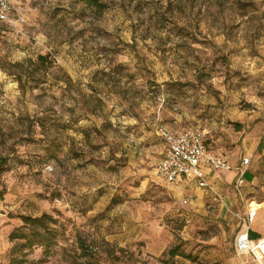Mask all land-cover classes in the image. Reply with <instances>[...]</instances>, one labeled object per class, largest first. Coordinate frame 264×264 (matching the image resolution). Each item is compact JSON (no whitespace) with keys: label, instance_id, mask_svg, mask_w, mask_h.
<instances>
[{"label":"rangeland","instance_id":"rangeland-1","mask_svg":"<svg viewBox=\"0 0 264 264\" xmlns=\"http://www.w3.org/2000/svg\"><path fill=\"white\" fill-rule=\"evenodd\" d=\"M14 2L22 34L0 23V264L235 259L233 214L264 226V0ZM160 127L201 132L231 166L248 158L243 197L223 172L213 190L162 181ZM43 214L46 246L10 240Z\"/></svg>","mask_w":264,"mask_h":264},{"label":"built area","instance_id":"built-area-1","mask_svg":"<svg viewBox=\"0 0 264 264\" xmlns=\"http://www.w3.org/2000/svg\"><path fill=\"white\" fill-rule=\"evenodd\" d=\"M0 23L18 35L22 34L20 28L25 24V16L14 0H0ZM158 136L164 144V153L157 166V175L166 184L180 186L184 182H195L201 190H213L209 173L234 172L233 191L237 197H243L245 175L250 165L248 158H243L238 166H231L225 158L208 151L203 134L196 130L174 133L160 127ZM257 213L249 208L244 213L233 214L240 224L233 239V252L238 259L247 255L261 263L264 260V240L251 237Z\"/></svg>","mask_w":264,"mask_h":264},{"label":"trees","instance_id":"trees-1","mask_svg":"<svg viewBox=\"0 0 264 264\" xmlns=\"http://www.w3.org/2000/svg\"><path fill=\"white\" fill-rule=\"evenodd\" d=\"M86 4H88L89 6H97L98 2L97 0H85ZM48 62V59L46 56H39L37 58V60L33 63V65L36 68H40L42 70V73H45V67L46 64ZM9 75H14L12 73H10ZM17 81L19 83V85L22 87V75L21 74H17ZM6 164V161H3L0 164V168ZM23 221V227L22 228H26L29 227L31 229V233L28 235L27 233L23 232V229H17L11 236H10V240L11 241H26L25 245L27 247H34L37 245H41V246H46L48 241H49V236L51 235V232L49 230L48 223H50L52 220L49 216H47L46 214H43L42 216L38 217V218H29V217H23L22 218ZM251 237L252 238H257L258 236L254 233H251ZM169 256L170 258H175L177 256H179L178 252L176 249H172L169 251ZM165 264H169L168 262ZM202 264V263H199ZM213 264H218V263H213Z\"/></svg>","mask_w":264,"mask_h":264},{"label":"crops","instance_id":"crops-1","mask_svg":"<svg viewBox=\"0 0 264 264\" xmlns=\"http://www.w3.org/2000/svg\"><path fill=\"white\" fill-rule=\"evenodd\" d=\"M207 173H209L208 170H207ZM209 174H210L209 175V182H210V184L213 187L215 186L216 183H222L223 182V179L221 178L220 173H217V174L209 173ZM223 174H227L225 176L226 178H228L229 176H231V183H233L234 176H235V173L234 172H223ZM180 186L181 187H184L185 189H188L189 187H192L193 190H194V188L197 189V190H201V189H199L196 186V183L195 182H191V183L184 182ZM255 222H256V219H255V221H254L251 229H252V233L256 234L258 237L257 238H254V239H256V240H262V238H264V226H261V225L257 224L258 227L255 228L254 227ZM232 252H233V241H232ZM233 255H234L235 259L233 258L229 264H264V260H262L261 263H258L256 261H254L250 256H247V255L242 256L240 259H238L235 256L234 252H233Z\"/></svg>","mask_w":264,"mask_h":264},{"label":"bare ground","instance_id":"bare-ground-1","mask_svg":"<svg viewBox=\"0 0 264 264\" xmlns=\"http://www.w3.org/2000/svg\"><path fill=\"white\" fill-rule=\"evenodd\" d=\"M262 240H264V239H262Z\"/></svg>","mask_w":264,"mask_h":264}]
</instances>
